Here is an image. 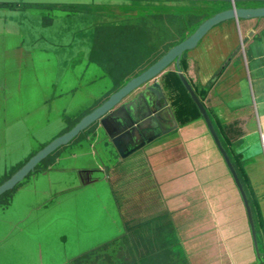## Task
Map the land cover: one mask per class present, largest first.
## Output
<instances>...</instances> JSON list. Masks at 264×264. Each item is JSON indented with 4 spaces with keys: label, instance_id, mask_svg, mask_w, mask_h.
I'll return each mask as SVG.
<instances>
[{
    "label": "crops",
    "instance_id": "1",
    "mask_svg": "<svg viewBox=\"0 0 264 264\" xmlns=\"http://www.w3.org/2000/svg\"><path fill=\"white\" fill-rule=\"evenodd\" d=\"M122 1L124 0L55 4L0 2V18L3 16L5 19L2 17V23L7 24V19H13L9 16L11 14H7L11 8L29 4L24 6L25 10L40 11L43 13L44 22L54 24L71 20L72 12L63 5L82 3L89 5V8L104 5L126 7L118 3ZM139 1L151 3L155 10L178 17L183 25L177 41L170 42L152 61L182 40L204 18L230 6L223 2ZM129 2L127 0L125 4ZM49 5L58 6L51 10ZM115 13L126 14L125 11ZM129 16L130 14L122 19H128ZM87 28H90L89 23ZM8 30L13 32L14 27L9 24ZM73 37L76 44H79L74 54L61 57L57 53L61 47L55 40L54 49H48L55 54H44L47 58L43 62L54 61L50 67L52 70L44 64V67L37 65L38 61L34 62L36 57L26 58L27 62L32 63L24 64L21 70L15 64L0 65V160L7 157L9 150L18 147L19 152L12 157L21 165L40 147L65 132L68 126L74 125L81 116L101 102L81 105L79 113V108L72 107L76 93L74 89L87 88L91 84L89 81L84 86L80 82L75 86L78 79L81 81L83 77L89 76L93 70L91 62L106 60L90 55V40L85 34L82 39H79L80 35ZM78 40H81L80 43ZM21 43L24 44V38ZM36 47H30V50ZM85 56L87 60L84 62ZM181 66L196 92L202 91L205 94L202 96L198 93L223 145L228 146L225 148L247 194L259 249L264 254V17L228 19L215 25L196 47L184 53ZM172 68L176 72L172 65L161 76L171 106L172 99L165 82V74L173 70ZM79 71L83 74L82 77L78 76ZM139 72L141 71L136 74ZM103 75L105 72L100 74L101 77ZM109 91L110 87L99 100H103ZM33 92H36L38 101L35 107L29 105L27 100L28 95ZM172 109L174 111L173 106ZM68 116H74V119L67 121ZM50 124L56 125L55 133L48 135L46 139L40 133ZM31 127L35 130L31 131ZM89 133L81 134L80 139L59 148L57 157L68 146L72 148L77 142L87 140ZM33 135L37 136V143L34 144ZM21 140L23 144L20 143ZM82 151L86 153L83 156L87 159L91 152L89 148L81 149L74 155ZM137 162L141 171L148 173L149 189L155 190V200H159L169 225L174 230L176 244L165 247L162 252L167 255L174 251L180 252L185 264L258 263L243 198L201 117L184 124L179 122L178 128L158 137L118 164L129 163L137 166ZM117 206L120 210L118 204Z\"/></svg>",
    "mask_w": 264,
    "mask_h": 264
},
{
    "label": "water",
    "instance_id": "2",
    "mask_svg": "<svg viewBox=\"0 0 264 264\" xmlns=\"http://www.w3.org/2000/svg\"><path fill=\"white\" fill-rule=\"evenodd\" d=\"M60 1L102 3L113 0ZM173 1L223 2L230 6L204 18L182 40L110 92L71 128L40 147L7 179L0 182V198L15 189L9 205L0 213V264H72L79 255L100 247L124 232V220L115 201L111 175L106 169L114 167L117 162H122L158 137L179 127L161 82V76L171 65H174L182 84L197 105L201 118L235 180L246 207L259 259L257 264H264V254L259 249L247 194L204 102L181 66L184 53L196 47L215 25L228 19L264 17V0ZM2 22L0 65L15 64L21 70L24 64L32 63L27 62L26 58L36 57L33 52L35 49L28 51L21 43L24 38L22 29L11 32L8 30L9 25ZM83 60L85 62L87 57ZM89 81V77L81 81L78 79L75 86L80 82L85 86ZM97 97L103 96L100 94ZM93 124H96L95 128L87 140L77 142L72 148L68 146L49 168L41 170L46 158L72 142ZM104 143L107 144L105 147ZM85 148L91 150L87 159L83 156L86 154L84 151L74 155ZM110 152L116 156L112 157ZM111 157L114 158L112 161ZM70 159L74 161L68 162ZM61 166L64 168H57Z\"/></svg>",
    "mask_w": 264,
    "mask_h": 264
},
{
    "label": "rangeland",
    "instance_id": "3",
    "mask_svg": "<svg viewBox=\"0 0 264 264\" xmlns=\"http://www.w3.org/2000/svg\"><path fill=\"white\" fill-rule=\"evenodd\" d=\"M126 1L127 0L118 2L120 4H124L126 7H116L110 5L98 6L94 8L80 7L76 9L77 11L73 10L74 13L72 11L71 20L68 22L63 20L61 23L56 22L54 24H50L51 22H44L43 13L40 11H32L31 9L25 10L24 6L29 4H22L23 6L11 8V10L7 12V14H11L9 16L13 17V19L10 17V19L13 20L11 22H9L10 19H7V24L12 25L15 30L18 28L19 30L22 29L24 33V44L25 47H27V50H30V47L39 46L36 47L33 52L36 53L37 58L34 62L38 61L36 63L41 66H43V64L48 66V68L53 66L54 61H48V63H46L43 62V60H46L47 58L44 54H55V52L48 50L54 49V40L57 41L59 47H61L60 50H57V53H60L61 57L74 54L76 52V48H79V44H76V39L73 37L74 35H80V38H78L82 39V35L85 34L90 40V47L92 49L90 55L93 58L99 57L102 60L106 59L104 62H93V70H91L88 74L89 79L92 80L91 84L87 85V88L80 87L74 89V92L79 94L75 95L74 101H72V107L75 109L79 108L78 113L80 112L81 105L83 104L87 105V103H99L101 100H99L100 98L97 96H100V94L101 96H103L102 94L105 95L106 89L110 87V82L112 86L110 87L109 93L123 85V81H126L128 77H132L131 75H136L137 71H142L148 67L154 62L152 59L157 55V53L159 54L162 50L166 49L170 42L172 43L174 40L177 41L176 39L179 38V33L180 30L182 31L183 25L182 22H179L178 17L165 14L162 10H160L162 12L155 10L154 6L150 5L151 3L146 4L140 3L139 0H129L130 2L125 4ZM12 2L13 4H18V0H13ZM44 2H48L45 4H55V2L61 1L25 0V3ZM48 8L51 10L53 9L50 7ZM69 8L70 7H68V10ZM44 11L47 12L46 9ZM116 11H125L128 13L127 15L130 14V16L128 19H122L115 14ZM2 17L3 16L0 18V22ZM88 23L90 28H87ZM169 25H171V27H169ZM85 30L87 31L85 32ZM80 41L78 40L79 43ZM71 43L73 45H71ZM42 48L47 50L44 51ZM80 55L79 58L82 56ZM101 64L106 69H104ZM103 72H105V75L108 78L105 75L102 77L100 76ZM82 75L81 71H79L78 76L82 77ZM36 95V92H33L30 96L28 95L27 98L29 105H34L33 107H35V104L38 103V101H36ZM79 115L82 114H78V116ZM72 119H74V116H68L67 121ZM95 125L96 124L89 126L84 132H91L93 128H95ZM55 128L56 125L50 124L49 126L43 128L40 135L43 137L46 136L47 139L48 135L55 133ZM69 128H71V126H68L65 131ZM30 130L34 131L35 128L31 127ZM84 132L81 134L85 135L86 133ZM81 134L73 140L76 141L80 139L82 137ZM36 138L37 136H34L32 144L37 143ZM94 140L96 139L94 138ZM24 141L26 142V140ZM20 143L23 144L24 142L21 140ZM105 145L107 144L104 143V147ZM111 147L112 146H110V148ZM58 151L48 157L43 164L48 165L54 163V159L57 157ZM18 152L19 148L14 147V150H9L6 154L7 157L0 160V182L7 179L9 175H11V173H13L18 166H20V163L12 157L13 154H17ZM110 153L112 157L116 156L114 152ZM104 157L106 158L105 155ZM113 159H111V161ZM67 161L71 162L74 160L70 159ZM118 163L119 162L114 165V167H117V177L114 182L115 191L118 194V198L116 199L117 204L121 208L124 206V209L129 206L130 210L134 211V216L136 217L139 213H141V216L143 217L150 216L151 214H157L153 212L157 208L155 205L157 203L155 200L156 193L155 190L151 191L149 189L148 181H150V178L148 173L141 171L138 162L137 166L129 163H124L122 165ZM8 193L10 194L8 191L2 197ZM136 194L137 198L135 197ZM136 199L137 207L135 204ZM162 212L159 213L162 214ZM163 216L161 218V220L163 219V221H161V226H163L161 229L162 232L153 231L152 234L150 225L143 228L144 230H141L145 237L147 235V239H144H146L149 245L148 248H145V246L142 245L137 249V228L139 227V224L137 225V228H134V234H136V236H134L135 246L133 250L135 249L134 251L138 254L147 250L149 254L146 257H142L141 264H170V262L171 264H185L180 252L174 251L172 254L169 253L168 255L166 252L162 251L153 253L154 248H156L157 245L160 246L162 244L165 245V247H169L172 244H176L175 238H173L172 242L173 232L171 230V226L169 225V221L166 220L165 215ZM147 224L148 222H144V224H141V227H144ZM156 233H158V235ZM141 242H143V237L139 236V246ZM144 245H146V243ZM150 250L152 251V254L150 253ZM134 263L137 264V260L134 261Z\"/></svg>",
    "mask_w": 264,
    "mask_h": 264
},
{
    "label": "flooded vegetation",
    "instance_id": "4",
    "mask_svg": "<svg viewBox=\"0 0 264 264\" xmlns=\"http://www.w3.org/2000/svg\"><path fill=\"white\" fill-rule=\"evenodd\" d=\"M74 10H76V9H74ZM84 133H88V132H84ZM49 165L50 164H48V165L44 164L43 167L41 168V170H45V169L49 168ZM37 170H39V169H37ZM106 171L111 175L113 193L115 195V200H116L118 198V196H117L118 194L115 191L114 182L116 181V177H117V172H116L117 169L113 170V168H110V169L107 168ZM14 191H15V189L13 191H10L11 192L10 194L8 193L4 197L0 198V213L5 208H7V206L9 205L10 199L12 197V192H14ZM122 209H123V211H125L124 206H123V208L120 207L121 216L124 220V228H125L124 232L121 235L115 237L114 239L108 241L107 243L101 245V246H104L105 251L93 252V250H90V251L85 252V253L79 255L78 257H76L73 260L72 264H135L134 261H136V260H137V264H141L142 257H144V256L146 257L149 254H148L147 250L140 252V254L136 253L134 251L135 249L133 250V248L135 246V244H134L135 239L133 237L136 236V234H134L135 233L134 228H137V225L139 223H137V221H136L137 219H135V221H134L136 223H131V222L129 223L128 221H130L129 220L130 216L126 215L122 211ZM141 215H142L141 213L137 214V216L143 217ZM163 215H165V212L162 213L161 215L157 216L156 218H155V216L149 217L150 220H154V221H152V223L147 224L144 227H138L137 228V249H138V247L140 248L142 245L145 246V248H147V246L144 245V240H143V242H141V244L139 246V236L143 235L141 230H144L143 228L150 225L151 233L153 234V231H155V228H157V225L162 224L161 221H163V219L161 220V218ZM165 217H166V215H165ZM143 219L146 220V217H143L141 220H143ZM166 220H167V217H166ZM154 223H155V225H154ZM128 232H130L129 233L130 237H129V235H127ZM119 238L121 239L120 241H118ZM132 238H133V240H132ZM111 243H113V244H111ZM164 248H165V246H162V247L159 246L158 249H156V251L153 253L161 252V250H163ZM150 253L152 254L151 250H150ZM101 257L103 258V261H98V259H100Z\"/></svg>",
    "mask_w": 264,
    "mask_h": 264
},
{
    "label": "trees",
    "instance_id": "5",
    "mask_svg": "<svg viewBox=\"0 0 264 264\" xmlns=\"http://www.w3.org/2000/svg\"><path fill=\"white\" fill-rule=\"evenodd\" d=\"M22 3V2H21ZM44 6H48V5H44ZM51 8H54V7H57L58 5H49ZM65 8H67L68 10V7L69 8V11H73L74 9H78L80 7H89V5L87 4H82V3H75V4H68V5H63ZM74 11H77V10H74ZM73 11V12H74ZM117 14V13H115ZM127 12L125 15H120V14H117L118 17H121V18H125L127 16ZM120 15V16H119ZM172 66V65H171ZM173 69V68H172ZM165 82H166V85L167 87H169V92H170V95H171V99H172V106L174 108V112L176 114V117L178 119V121L181 123V124H184V123H187L188 121H191V120H194L198 117H201V113L197 107V105L195 104V102L192 100L191 96L189 95V93L187 92L186 88L184 87V85L182 84L178 74L173 70H169L167 72V74H165ZM197 93H199L200 95H205V94H202L203 92L201 91H197ZM227 144H225L226 146ZM228 147V146H226ZM137 196V194L135 195ZM137 198V197H136ZM157 202V201H156ZM135 204H136V207H137V199L135 201ZM157 206V208L155 209V211H153L154 213H157L155 215H150V216H145L146 217V220H141L143 217H140V216H134V211H131L129 206H127V208L125 209L124 213L126 215H129L130 216V221H128L129 223H136L134 222L135 219H137V223H139V227H141V224H144V222H148V224L152 223V221L154 220H150L149 217H152V216H155V218L159 215H161V213L159 212H162L164 213V210L162 209L161 207V204L158 200V202L155 204ZM148 217V218H147ZM148 219V220H147ZM152 219V218H151ZM148 227V226H147ZM163 226L161 225H157V228H155V231H158V232H162V229ZM157 229V230H156ZM173 234H174V230L171 228ZM130 232L127 233V235H129L130 237ZM158 235V233H156ZM133 235V234H132ZM143 237V240H144V244L146 243V246L147 248L149 247L147 241H146V237L144 235H141ZM135 239V237H133ZM132 238V240H133ZM146 238V239H144ZM173 238L174 236H172V242H173ZM121 239L119 238L118 241H120ZM113 244V243H111ZM161 247L162 246H165V245H160ZM158 245L156 248H154V251H156V249H158ZM152 248V247H151ZM99 252V251H105L104 249V246H100L96 249L93 250V252ZM98 261H103V258L101 257L100 259H98Z\"/></svg>",
    "mask_w": 264,
    "mask_h": 264
}]
</instances>
